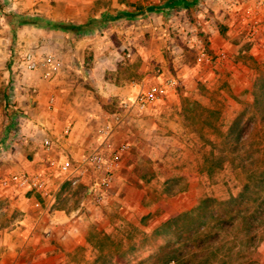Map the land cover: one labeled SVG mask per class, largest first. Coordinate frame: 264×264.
<instances>
[{
	"label": "crops",
	"instance_id": "obj_1",
	"mask_svg": "<svg viewBox=\"0 0 264 264\" xmlns=\"http://www.w3.org/2000/svg\"><path fill=\"white\" fill-rule=\"evenodd\" d=\"M164 1L113 0L111 9L91 17L98 18L103 12L134 10L137 5L144 9ZM198 1L203 8L193 13L196 35L207 40L211 52L225 53L226 58L215 68L224 80L232 82L236 79L238 66L248 71L241 61H237L239 47L235 38L239 29L232 2L239 0ZM242 1L253 4L254 0ZM78 5L60 3L59 0H0V28L17 30L21 36H27L25 45L29 47L26 50L35 46L47 47L54 41L64 62L63 68L51 80L43 79L39 71L24 70L28 72L22 79L24 90L32 89L34 97L27 95V105L21 97L11 110L7 125L1 127L0 124V178L15 171L39 173L47 178V193L42 195L29 192L25 195L22 189L0 184V204L10 202L17 211L24 212L13 224L4 226L0 221V264H75L70 254L86 243L81 236L83 221L79 217L76 222H69L68 212L53 209L55 194L63 179L57 187L52 183L58 172L48 165L49 158L79 160L87 149L95 147L100 139L97 130L110 119L108 109L113 101L132 98L146 85L175 77L178 87L169 89L163 99L142 113L153 116L147 118L149 122L157 117L156 113L179 106L180 95L193 96L196 85L202 83L198 80L204 82L212 77L207 65L196 62L195 51L185 48L178 38L169 34L165 25L167 15L162 10L109 23L90 34H68L57 29L51 33L49 29L40 32L35 27L43 30L50 26L16 22L18 15L34 18V14L50 13L64 17L76 11ZM21 11L31 16L19 14ZM71 15L69 18H77L76 21L62 22L79 24L90 18L83 20L76 14ZM219 25L224 27L225 34H221ZM87 49L90 66L88 69L77 67L74 56L81 59ZM124 68L132 69L133 73L122 77ZM85 83L91 88L87 89ZM242 84L240 81L239 85ZM48 97L53 98L51 103ZM30 98L34 99V105L30 104ZM25 109L27 116L20 115ZM136 115L140 113L131 112L126 117L124 124L112 133V141L129 137L128 132H140L145 121L134 118ZM44 137L51 140L48 151L43 149ZM11 141L15 142L13 150ZM32 198L41 201V209L29 207Z\"/></svg>",
	"mask_w": 264,
	"mask_h": 264
},
{
	"label": "rangeland",
	"instance_id": "obj_2",
	"mask_svg": "<svg viewBox=\"0 0 264 264\" xmlns=\"http://www.w3.org/2000/svg\"><path fill=\"white\" fill-rule=\"evenodd\" d=\"M59 2L80 5L64 17H55L50 13L34 14L32 17L62 22L72 21L69 15L76 14L84 20L111 9L113 0ZM255 2L261 3L257 9L259 24L254 39L249 40L244 31L238 32L235 38L239 47L237 61H241L248 71L238 66L236 79L232 82L224 80L215 68L222 61L217 62L213 58L210 65L207 64L212 77L204 82L198 80L202 83L196 85L193 96L180 95L179 106L156 113L157 117L149 122L147 118L153 116H143L142 113L133 116L144 118L145 122L139 128L140 132H128L129 137L112 141L115 144L128 142L130 149L122 156V166L110 189L104 193L101 205L94 204L89 197L95 183L91 171L84 179L71 182L62 191L60 187L63 183L60 185L53 203H58L62 206L59 209L69 213V222H76L79 217L83 221L81 236L86 243L70 254L75 264L137 263L155 249V236L150 232L172 213L189 209L204 197L224 201L238 193L246 180V173L240 166L241 159L253 166L252 158L259 154L257 149L264 147V121L261 120L264 112V0H254L253 4ZM239 3L241 7L237 4L238 11L253 5L244 4L242 0ZM202 8L203 5L200 11ZM18 13L31 16L26 11ZM74 19L76 21L77 18ZM3 28H0L1 127L7 125L10 112L21 97L27 105V95L34 97L35 93L32 89L24 90L22 83L28 73L22 67L23 54L29 47L25 45L27 36H21L17 30L12 32ZM35 28L40 32L46 29L50 33L56 31L51 27L43 30L39 26ZM196 42L207 44L205 38L198 36ZM46 46L57 49L54 41ZM73 60L79 65L77 67L88 69L91 61L88 49L81 59L75 55ZM130 73L133 70L129 68L121 71L122 77ZM240 81L242 85H239ZM255 84L259 92L257 105H253ZM84 85L87 89L91 88L87 83ZM73 93L77 94V91ZM183 98L196 104L187 105L184 110ZM118 111L120 102L113 101L108 115ZM20 115L27 116L26 109ZM235 126L236 134L241 133L244 137L237 151H234L235 136L230 133L231 127ZM259 155V158L264 157V153ZM54 176L56 180L52 183L57 187L64 175L58 173ZM23 213L10 202L0 204V221L4 226L13 224ZM259 236L261 239L250 258L255 264H264V223L259 228ZM155 238L158 243L164 237Z\"/></svg>",
	"mask_w": 264,
	"mask_h": 264
},
{
	"label": "trees",
	"instance_id": "obj_3",
	"mask_svg": "<svg viewBox=\"0 0 264 264\" xmlns=\"http://www.w3.org/2000/svg\"><path fill=\"white\" fill-rule=\"evenodd\" d=\"M198 2V0H165L161 5L151 4L144 9L137 5L134 10L103 12L98 18L90 17L86 22L79 24L41 21L19 15L16 22L45 24L68 34H90L106 24L123 19H134L146 12L162 10L169 15L178 6L185 7L188 17L192 20L191 13ZM219 30L221 34H225L222 25H219ZM258 95L255 84L253 105L259 102ZM194 104L196 103L193 100L182 99L184 110L187 105ZM199 108L203 109L202 106ZM261 120L264 121V112ZM236 132V126L231 127L230 133L235 136L234 151H237L239 145L244 142L243 135ZM257 152L263 155L264 147L258 148ZM259 154L252 158L253 166L251 163L245 164L244 159H241L243 162L240 166L246 173V180L235 196L224 201L204 197L189 209L172 213L150 232L155 237H164L158 243L154 237L156 245L154 251L137 263L128 264H255L250 254L261 239L259 228L264 223V157L259 158ZM70 184L71 181L63 182L60 191ZM60 207L62 206L58 203H53V209Z\"/></svg>",
	"mask_w": 264,
	"mask_h": 264
},
{
	"label": "built area",
	"instance_id": "obj_4",
	"mask_svg": "<svg viewBox=\"0 0 264 264\" xmlns=\"http://www.w3.org/2000/svg\"><path fill=\"white\" fill-rule=\"evenodd\" d=\"M261 2H256L252 6H245L241 10L238 7L239 1H233L232 5L237 12L238 32H245L249 40H253L259 24L257 9ZM201 2H198L192 11V20L187 15V10L183 6H178L165 18V25L172 37L178 38L182 45L195 51V60L199 64L210 65L213 58L219 62L226 58L225 53H213L207 44L196 42V31L193 27V13L199 12ZM239 4V6L237 5ZM64 62L62 55L57 49H49L43 46H35L26 50L22 57V67L25 71H39L43 79H51L63 68ZM178 80L175 77L164 79L160 83L144 86L132 98L120 101V111L111 115L110 119L100 126L97 134L100 139L95 147L87 149L79 160L70 158H49L48 165L63 174V182H77L85 178L86 173L91 171L94 177V185L89 195L90 200L101 205L104 200V193L108 191L116 178L118 170L122 166L121 158L130 149L128 142L115 144L112 142L111 135L124 122L131 112L143 113L149 107L163 99L167 91L175 88ZM53 101L51 97L49 103ZM16 142V140H15ZM14 141L10 147L13 150ZM43 149L50 150L51 140L44 137L42 140ZM3 186H15L25 191V193L46 194L47 178L39 173L27 171H15L8 173L0 178ZM29 207L34 210L41 209V201L32 198Z\"/></svg>",
	"mask_w": 264,
	"mask_h": 264
},
{
	"label": "water",
	"instance_id": "obj_5",
	"mask_svg": "<svg viewBox=\"0 0 264 264\" xmlns=\"http://www.w3.org/2000/svg\"><path fill=\"white\" fill-rule=\"evenodd\" d=\"M30 104H31V105H34V104H35V101H34L33 98H30Z\"/></svg>",
	"mask_w": 264,
	"mask_h": 264
}]
</instances>
